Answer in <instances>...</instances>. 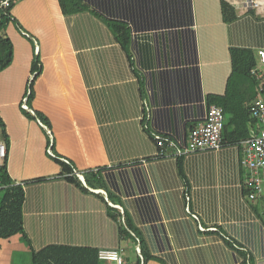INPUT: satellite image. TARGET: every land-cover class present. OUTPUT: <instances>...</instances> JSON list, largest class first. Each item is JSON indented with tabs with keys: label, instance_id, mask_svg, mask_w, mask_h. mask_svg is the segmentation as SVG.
Wrapping results in <instances>:
<instances>
[{
	"label": "crops",
	"instance_id": "crops-1",
	"mask_svg": "<svg viewBox=\"0 0 264 264\" xmlns=\"http://www.w3.org/2000/svg\"><path fill=\"white\" fill-rule=\"evenodd\" d=\"M257 1L13 2L0 166L22 188L23 233L0 245L19 236L30 260L56 245L137 264L141 246L146 264H264V202L248 198L239 144L177 156L155 141L181 146L210 104L241 101L232 50L257 65ZM238 84L255 98L257 83Z\"/></svg>",
	"mask_w": 264,
	"mask_h": 264
},
{
	"label": "trees",
	"instance_id": "trees-1",
	"mask_svg": "<svg viewBox=\"0 0 264 264\" xmlns=\"http://www.w3.org/2000/svg\"><path fill=\"white\" fill-rule=\"evenodd\" d=\"M12 20L9 13H0V32L5 23ZM115 26V25H114ZM12 47L6 38L0 36V70L5 68L11 61ZM255 65V55L251 50H232V76L235 82L234 88L229 86V91L233 90L234 95H241L245 100L240 102L228 101L221 106L225 113L233 112L232 117L224 123L222 128L223 143H238L240 140L248 136V126L254 125L256 120L251 117L249 105L254 98V93L243 89L242 92L238 88L239 82L256 85L257 81L251 75L250 69ZM248 97V98H247ZM248 104V106H247ZM217 105V104H215ZM256 125V124H255ZM5 145V144H4ZM6 148V145H5ZM66 168V166H65ZM0 238L8 239L18 233H23L22 228V188L20 185L9 184L11 181L7 176L5 166H0ZM247 191V190H246ZM248 193V192H247ZM143 263L149 259L148 254L140 246ZM86 258V259H85ZM246 260L250 257H245ZM32 264H99L97 259V251H85L82 248H68L65 246L48 245L38 250L31 249ZM140 260L138 258V263ZM244 264H248L247 262Z\"/></svg>",
	"mask_w": 264,
	"mask_h": 264
},
{
	"label": "built area",
	"instance_id": "built-area-1",
	"mask_svg": "<svg viewBox=\"0 0 264 264\" xmlns=\"http://www.w3.org/2000/svg\"><path fill=\"white\" fill-rule=\"evenodd\" d=\"M16 0H0V13L10 14ZM246 6H256L257 0H243ZM257 65L250 73L257 81V93L249 105L251 117L257 122V129L251 128L249 135L238 142L241 156L240 165L246 171L244 185L248 189L251 201L261 199L264 202V48L256 51ZM225 123L224 111L221 106L210 104L203 118L189 131L184 143L178 146L168 137L155 135V141L163 155L167 148H175L174 155L181 156L199 150H217L222 145V128ZM6 155L4 143L0 142V158ZM100 264H122L120 252L116 249H99L97 252Z\"/></svg>",
	"mask_w": 264,
	"mask_h": 264
},
{
	"label": "rangeland",
	"instance_id": "rangeland-1",
	"mask_svg": "<svg viewBox=\"0 0 264 264\" xmlns=\"http://www.w3.org/2000/svg\"><path fill=\"white\" fill-rule=\"evenodd\" d=\"M0 264H31L28 251L19 236H14L10 241H1Z\"/></svg>",
	"mask_w": 264,
	"mask_h": 264
},
{
	"label": "clouds",
	"instance_id": "clouds-1",
	"mask_svg": "<svg viewBox=\"0 0 264 264\" xmlns=\"http://www.w3.org/2000/svg\"><path fill=\"white\" fill-rule=\"evenodd\" d=\"M136 249H137V250H136V251H137V253H139V254H140V251H139V246H137V247H136ZM99 261H100V260H99ZM122 261H123V263H122V264H124V260H123V258H122ZM100 263H101V261H100ZM100 263H99V264H100ZM142 263H143V260H142V262H141L140 264H142Z\"/></svg>",
	"mask_w": 264,
	"mask_h": 264
}]
</instances>
